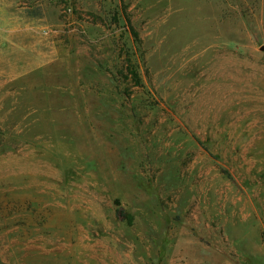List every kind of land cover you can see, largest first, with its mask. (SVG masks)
I'll list each match as a JSON object with an SVG mask.
<instances>
[{"label": "rangeland", "instance_id": "374dc122", "mask_svg": "<svg viewBox=\"0 0 264 264\" xmlns=\"http://www.w3.org/2000/svg\"><path fill=\"white\" fill-rule=\"evenodd\" d=\"M264 0H0V264H264Z\"/></svg>", "mask_w": 264, "mask_h": 264}, {"label": "crops", "instance_id": "0c3cea01", "mask_svg": "<svg viewBox=\"0 0 264 264\" xmlns=\"http://www.w3.org/2000/svg\"><path fill=\"white\" fill-rule=\"evenodd\" d=\"M45 261L42 264H52V260L50 258L44 259ZM19 264H23L22 262Z\"/></svg>", "mask_w": 264, "mask_h": 264}, {"label": "water", "instance_id": "95a60500", "mask_svg": "<svg viewBox=\"0 0 264 264\" xmlns=\"http://www.w3.org/2000/svg\"><path fill=\"white\" fill-rule=\"evenodd\" d=\"M260 49H261V50H264V46L262 45V46L260 47Z\"/></svg>", "mask_w": 264, "mask_h": 264}]
</instances>
